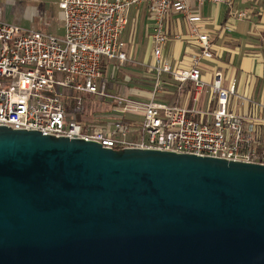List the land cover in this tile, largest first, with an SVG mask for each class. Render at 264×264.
Segmentation results:
<instances>
[{"label":"water","instance_id":"95a60500","mask_svg":"<svg viewBox=\"0 0 264 264\" xmlns=\"http://www.w3.org/2000/svg\"><path fill=\"white\" fill-rule=\"evenodd\" d=\"M0 264H264V165L0 127Z\"/></svg>","mask_w":264,"mask_h":264},{"label":"built area","instance_id":"2783aa9c","mask_svg":"<svg viewBox=\"0 0 264 264\" xmlns=\"http://www.w3.org/2000/svg\"><path fill=\"white\" fill-rule=\"evenodd\" d=\"M188 2L196 9L206 3L224 5L229 16L238 21L249 16L248 11L233 9L235 0H60L62 37L0 21V127L93 142L115 151L154 150L264 165L255 121L229 110L234 86L224 87L221 73L215 74L209 86L201 79L200 61L213 57L208 35L192 28L199 51L189 68L172 69L163 58L169 39L165 21L172 11L189 24L202 22ZM140 6L146 7L147 19L153 24L154 94L146 102L110 98L104 87L98 89L102 61L120 65L129 61L121 35L129 9ZM162 74L170 75L180 89L192 85V107L188 100L185 104L154 101L161 91ZM206 89L215 106L197 110ZM84 97L110 98L131 111L133 119L108 123L87 117V121H79L66 111L65 104L72 101L81 106Z\"/></svg>","mask_w":264,"mask_h":264},{"label":"crops","instance_id":"0c3cea01","mask_svg":"<svg viewBox=\"0 0 264 264\" xmlns=\"http://www.w3.org/2000/svg\"><path fill=\"white\" fill-rule=\"evenodd\" d=\"M60 0H0V21L56 37L64 35L63 18L58 8ZM192 7L193 15L200 16L202 22L189 24L179 13L171 12L165 21V30L169 37L163 49V58L172 69H185L191 65V59L199 49L196 39L192 36V28H198L200 33L208 35L213 57L200 61L201 79L210 85L216 73H221L224 87L235 88V96L229 98V110L241 117L255 121L259 134V150L264 152V0H235L233 9L248 11L244 20H235L229 16V9L224 5L206 3L200 9ZM131 27L132 35L126 44L122 36L127 27ZM121 35L125 52L134 61L135 70L126 71L123 65L116 61H102V79L136 83L134 88L125 90L129 100L146 102L152 95L156 73L152 70V35L153 24L147 19L145 6L131 7L128 12V24ZM141 43L144 47L143 59L138 60ZM138 44V45H137ZM135 46V47H134ZM142 47V46H141ZM138 49V48H137ZM134 56V58H133ZM116 65L119 68H116ZM139 66V67H136ZM129 74V75H128ZM124 76V78L121 77ZM104 81V82H105ZM161 91L158 96L160 103L185 104L188 100L192 107L191 84L181 87L171 76H160ZM144 87V88H143ZM128 99V98H127ZM214 103L209 101L207 89L199 97L197 110L213 109Z\"/></svg>","mask_w":264,"mask_h":264},{"label":"rangeland","instance_id":"374dc122","mask_svg":"<svg viewBox=\"0 0 264 264\" xmlns=\"http://www.w3.org/2000/svg\"><path fill=\"white\" fill-rule=\"evenodd\" d=\"M132 35V30L131 27H127L126 32L123 34L122 39L123 41L128 44L129 38H131ZM121 39V40H122ZM138 45V44H137ZM142 46V47H141ZM140 48L136 46V50H139V55L136 57L138 60H142L143 58V52H144V47L143 44L141 43ZM135 47V46H134ZM138 48V49H137ZM134 58V56H133ZM128 60L123 68H126V71L128 72H132L135 69L132 67H135L134 61L131 57H128ZM139 67V66H136ZM116 68H119L118 65H116ZM129 75V74H128ZM122 78H124V76L121 75ZM120 77L118 80H113L111 83H109L110 81H104L103 80H99L98 82V89H101L102 87H104L106 94L112 98V97H124V98H128L129 99V94H126L127 92H125V90H129L134 88V86H136V83L134 81L132 82H124V81H119ZM156 83V79L153 83V86L150 85V87L148 88L147 85V90H152V95L154 94V84ZM144 88V87H143ZM106 99H99L97 97L93 98V97H84L83 98V102L80 105L75 104L73 106V112L76 114H79L81 112H83L86 108L87 105H90V112L89 115L91 117L94 118V120H96L95 122H98L97 120H101V121H105L108 123H114L115 121L122 119L124 121H129L132 120V115H131V111H128L127 109H124L125 106H118L115 102H113V100ZM154 101L156 103H160L162 102V100L160 99V97L158 96V94L154 95ZM92 114V115H91ZM138 118V117H137ZM138 120V119H137Z\"/></svg>","mask_w":264,"mask_h":264},{"label":"trees","instance_id":"16d2710c","mask_svg":"<svg viewBox=\"0 0 264 264\" xmlns=\"http://www.w3.org/2000/svg\"><path fill=\"white\" fill-rule=\"evenodd\" d=\"M74 105H75V103H73L72 101H69V102H66L65 108H66V111L68 113H73L74 115H76V119L77 120H79V121H87L88 120L87 117H90V119H93V117H91L89 115V112H90V105L89 104L87 105V108L83 112H81L79 114H76V113L73 112V106Z\"/></svg>","mask_w":264,"mask_h":264}]
</instances>
